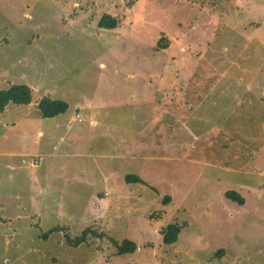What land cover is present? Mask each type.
Listing matches in <instances>:
<instances>
[{
  "label": "rangeland",
  "instance_id": "rangeland-1",
  "mask_svg": "<svg viewBox=\"0 0 264 264\" xmlns=\"http://www.w3.org/2000/svg\"><path fill=\"white\" fill-rule=\"evenodd\" d=\"M103 14L118 27L98 29ZM13 83L32 102L0 114V264H264V127L244 120L264 114V0H0V88ZM42 96L66 113L39 117ZM90 114L107 136L77 151ZM38 129L59 156L30 168L29 148L54 143ZM65 174L76 183L57 196ZM225 185L244 186L245 208L216 195ZM109 238L136 250L116 255Z\"/></svg>",
  "mask_w": 264,
  "mask_h": 264
},
{
  "label": "trees",
  "instance_id": "trees-1",
  "mask_svg": "<svg viewBox=\"0 0 264 264\" xmlns=\"http://www.w3.org/2000/svg\"><path fill=\"white\" fill-rule=\"evenodd\" d=\"M118 24L119 21L116 17L109 14H103L97 22V28L102 30H114L118 27ZM161 46L162 48L165 47V45ZM31 102L32 89L25 83H13L8 85L7 88H0V114L3 113L9 105L27 106L30 105ZM35 109L39 117H41L42 119H52L64 114L68 109V104L60 99H53L49 96H42L35 104ZM124 181L126 184L143 183L138 176L132 174L124 176ZM224 197L228 201L239 206L244 205L245 202L244 198L240 194L232 190L226 191L224 193ZM163 202H169V198L164 196L162 198V203ZM60 229L61 228H53L44 233L41 238L45 240L48 238L49 234L60 231ZM181 229L182 225H179L175 222L167 224L160 231V234L162 236V243L166 246L174 244L178 240ZM88 232L89 229H85L79 236L75 238H70L68 235H66V244L72 248L79 247L80 245L86 243ZM97 236L102 237L103 234L99 233L97 234ZM109 240L116 251V255L131 254L136 250V245L129 240H123L120 243L112 238H109ZM220 252L221 250L216 253Z\"/></svg>",
  "mask_w": 264,
  "mask_h": 264
},
{
  "label": "crops",
  "instance_id": "crops-1",
  "mask_svg": "<svg viewBox=\"0 0 264 264\" xmlns=\"http://www.w3.org/2000/svg\"><path fill=\"white\" fill-rule=\"evenodd\" d=\"M131 100H133V98H130ZM30 105H27V106H23V107H29ZM9 107V106H8ZM7 109V108H6ZM6 109H5V111H6ZM35 109V108H34ZM4 111V112H5ZM11 111H13V112H11ZM16 109H14V108H12V109H10V113H11V115H12V118H15V116H16ZM29 111V110H28ZM31 111V110H30ZM3 112V113H4ZM33 112L34 111H32V112H28L29 114V116H34L35 114H33ZM2 113V114H3ZM34 113H36V112H34ZM66 113V112H65ZM64 113V114H65ZM64 114H62V115H64ZM36 117V116H35ZM58 117V116H57ZM75 117H78V110H76V115H75ZM97 116H96V114L95 115H93V114H90V116L88 117L89 119H88V123H87V129L86 130H82V131H79L78 133H76V134H74L75 135V140H73V142L71 143V144H68V145H71V146H73V145H75L76 147L75 148H78V149H76L77 151L78 150H84L83 149V147L80 145V139L81 138H83L82 139V141H85L86 142V139L88 140L87 141V144L89 145H87V146H85V150H88V151H91L92 149V147L90 146L92 143H93V141H95L96 139H95V137H99L100 136V138L101 139H103V138H105L106 136H107V133H105V131H99V129H102L101 128V123L97 120V118H96ZM259 119H254L250 114H249V118H248V120L247 119H244L245 120V122H251L254 126H255V128H258V129H260V128H263L264 127V114L262 113V112H259ZM33 118V117H32ZM17 119V118H16ZM33 119H35V118H33ZM52 119H54V118H52ZM81 120L80 119H78V122H80ZM6 121H4V122H2L1 121V123H4L3 124V127L5 128V127H8V126H12V127H15V125H16V120L15 121H9L8 120V122H6ZM71 124H72V122L70 121V120H68V118H67V116H65V119L63 120V123L61 124L62 125V127L64 128V130L65 131H69L70 130V126H71ZM263 130V129H262ZM99 132V133H98ZM36 136L37 137H39V138H44V137H46L47 139H49V138H51L52 140H53V138L52 137H55V135L54 134H52V133H48V132H45V133H43L40 129H38V130H36ZM63 137H60V140L62 139ZM56 141H57V139L54 141L53 140V144H50L49 146H47V148H46V152H44L43 150H40V147L37 145V147H34V148H29L30 150V152L28 153V155L29 156H27V157H30V158H34V159H37L38 160V162H39V164H38V166L37 167H39V165H40V163H41V154L42 153H47V156H59L58 155V147H57V145H56ZM121 142H122V144L124 143L123 141H125V140H120ZM63 142H64V140H63ZM62 142V143H63ZM60 148H62V146H60ZM69 149H71L70 147H68ZM80 154H81V152H79ZM89 153V152H88ZM126 153V152H125ZM67 155H68V153H65V156L67 157ZM125 157V158H124ZM23 158V157H22ZM109 159H112L113 158V156H110L109 155V157H108ZM128 158H127V154H125V155H121V157H120V159L119 160H122V162H126V161H128L127 160ZM259 160H260V158H258ZM257 158L256 159H254V160H258ZM116 161H118L117 159H116ZM36 167V168H37ZM262 173V172H261ZM126 175H128V174H126ZM125 175V176H126ZM33 176H34V174H33ZM36 178H34L33 177V181H34V183H35V188L37 189L36 191L38 192V193H40V194H42V193H44V191L47 193L48 191H49V189L46 187V182H43V180L44 179H42V176H40L38 173L36 174V176H35ZM60 177H62V176H59V175H56L55 176V178H60ZM115 178V176L112 174V173H108V176L107 177H104V179L102 180V182H104V183H113L114 181V178ZM113 178V179H112ZM122 179H123V177H122ZM71 182H73V183H76L75 181H72V179H71V177H69L68 175H64L63 176V178H62V180H60V188L59 187H57L56 188V195L58 196L59 194H60V192L63 190V189H65V188H68V186H69V183H71ZM80 182H83V180L82 179H80V181L78 182V183H80ZM120 183H122V182H120ZM123 183H124V181H123ZM234 183V182H233ZM125 184V183H124ZM127 185H129V184H127ZM111 186V185H110ZM243 185H239L237 188L235 187V185H225L222 189H215L216 191H215V193H216V195L217 196H220V197H224V193L226 192V191H229V190H232V191H235V192H237L238 194H240L242 197H243V192H246V190L245 189H243ZM107 191H109L110 192V189L109 188H105ZM105 189H103L104 191H105ZM256 189V188H255ZM258 189L260 190V186L258 185ZM50 193H52V192H50ZM33 199V202H36V198H34V197H32ZM59 198V197H58ZM92 198V197H91ZM225 198V197H224ZM244 198V197H243ZM228 201V200H227ZM244 205H242V206H240V208H245L246 207V199L244 198ZM230 202V201H229Z\"/></svg>",
  "mask_w": 264,
  "mask_h": 264
},
{
  "label": "built area",
  "instance_id": "built-area-1",
  "mask_svg": "<svg viewBox=\"0 0 264 264\" xmlns=\"http://www.w3.org/2000/svg\"><path fill=\"white\" fill-rule=\"evenodd\" d=\"M23 164L29 166L30 168H36L39 164L38 160L37 159H31L29 161H26V160H22L21 161Z\"/></svg>",
  "mask_w": 264,
  "mask_h": 264
}]
</instances>
